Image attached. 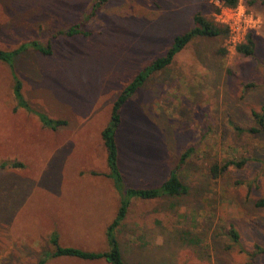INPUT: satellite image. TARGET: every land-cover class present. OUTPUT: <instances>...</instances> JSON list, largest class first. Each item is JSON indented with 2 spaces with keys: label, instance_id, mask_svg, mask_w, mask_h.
Segmentation results:
<instances>
[{
  "label": "rangeland",
  "instance_id": "obj_1",
  "mask_svg": "<svg viewBox=\"0 0 264 264\" xmlns=\"http://www.w3.org/2000/svg\"><path fill=\"white\" fill-rule=\"evenodd\" d=\"M97 1L0 0V50L37 43L52 51L31 47L13 68L0 61V264H38L56 235L64 247L109 249L120 194L102 133L115 101L191 31L197 13L215 20L223 9L221 0H106L93 11ZM237 8L258 21L255 56L229 38L195 39L120 111L127 189L162 186L192 151L179 167L186 194L132 200L116 232L128 264H264L256 254L264 248V129L250 132L261 128L253 113L264 115V0ZM86 15L89 36H56ZM18 84L26 107L16 102ZM41 116L65 124L54 130ZM228 161L245 164L214 179L212 166Z\"/></svg>",
  "mask_w": 264,
  "mask_h": 264
},
{
  "label": "trees",
  "instance_id": "obj_2",
  "mask_svg": "<svg viewBox=\"0 0 264 264\" xmlns=\"http://www.w3.org/2000/svg\"><path fill=\"white\" fill-rule=\"evenodd\" d=\"M106 0L97 1L96 4L93 5L92 10L96 11L100 9L101 5L105 3ZM223 7L228 8H237L240 0H221ZM85 22L70 26L67 30L58 33V35H65L67 38H73L76 36H89V32L84 30L85 25L92 18L90 15H86ZM84 21V20H83ZM193 28L188 33L183 34L182 36H178L175 39L173 47L169 50L167 55L156 60L152 65L147 67L143 72L139 73L135 80L131 82L121 93L119 98L115 101L111 122L110 125L103 131L102 139L104 141L107 154H108V164L111 171V177L114 181L115 188L120 194V207L117 213V217L115 221L108 227L107 229V242L109 249L101 252H91L87 250H83L77 247H64L60 244L59 237L56 235L51 239L52 250L48 253L44 254L41 257L38 264H47L50 260L60 259V258H72L78 259L82 261L94 262L104 260L108 264H128L123 256L120 241L116 236L117 229L123 224V222L127 219L129 209L132 205V200L140 199V200H154L158 199L161 196L167 194L169 196L186 194L188 192V188L179 177V169L185 164L186 159L190 157L191 150L186 152L180 160V165L178 168L174 169L171 172L169 179L160 187L155 189H134V188H126L124 185L123 178L121 176V171L119 167V155H118V147L116 142V133L119 127L122 124V118L120 115V111L122 107L128 102V100L146 83L149 76H151L155 72L163 71L172 65L174 58L178 53L184 50L191 42L198 38H222L226 39L229 36L228 28L224 27L216 23L214 19H209L205 17L201 12L197 13L193 18ZM254 32H250L244 43L239 45L236 50L239 54H242L246 57L255 56L256 52V40L254 37ZM33 48L36 52H41L42 54L48 55L51 54V48H39L37 43L32 45H23L19 49L15 51H4L0 50V61L9 65L10 68H13L15 58L23 52L29 50V48ZM15 98L16 102L19 103L18 106H27L24 102V99L21 95V84L15 86ZM22 101V103H21ZM253 115L259 120V124L261 126L260 130L252 128L250 130L251 133H259L264 129V115H260L258 113H253ZM42 123L49 128L57 129L58 127L65 124L63 121H55L47 116H41ZM244 161L235 162L228 161L224 164H214L212 166L211 172L214 179H218L221 175L229 170L230 167L235 166L241 168L244 166ZM7 166H11L14 168L23 167L19 163H3L2 168H6ZM258 205L264 206V199L261 200ZM229 235L232 237L235 243H238L240 237L235 229L232 228ZM256 254H264V248L260 246H256Z\"/></svg>",
  "mask_w": 264,
  "mask_h": 264
},
{
  "label": "built area",
  "instance_id": "obj_3",
  "mask_svg": "<svg viewBox=\"0 0 264 264\" xmlns=\"http://www.w3.org/2000/svg\"><path fill=\"white\" fill-rule=\"evenodd\" d=\"M215 20L216 23L228 28L229 43L236 48L245 42L248 33L258 25V21L249 17L241 8L223 7Z\"/></svg>",
  "mask_w": 264,
  "mask_h": 264
}]
</instances>
